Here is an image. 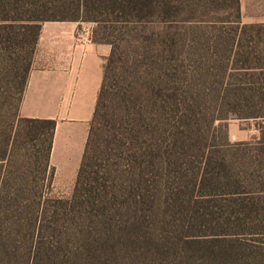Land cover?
Segmentation results:
<instances>
[{
	"label": "trees",
	"instance_id": "obj_1",
	"mask_svg": "<svg viewBox=\"0 0 264 264\" xmlns=\"http://www.w3.org/2000/svg\"><path fill=\"white\" fill-rule=\"evenodd\" d=\"M17 1L0 0V22L12 23L17 18L26 22L34 52L42 25L48 21L93 22L95 42L109 44L112 50L70 199L50 198L43 192L52 174L50 158L57 124L20 116L32 61L26 65L13 145L0 161L14 156V146L22 139L34 151L32 157L40 165L43 179L40 185L26 174L12 177L0 166V264H78L83 260L119 264L115 249L124 247H128L124 264H264V190H258L264 181L244 170L245 174L226 180L223 174L232 165L224 159L218 162V153L212 154V147L204 146L211 133L222 129L217 122L230 115L264 120V24H243L241 0H54L31 4L24 11L18 7L9 11L7 7ZM189 22L201 27V40L205 35L201 100L211 115L206 118V130L198 132V139L203 133L206 141H198L197 156L183 151L192 128L188 104L179 99L178 81L166 77L162 67L152 79L154 67L131 50L133 42L115 35L137 25L154 26L163 29L158 38L167 44L163 35L168 29ZM218 31L206 39L208 32ZM172 46L185 47L182 43ZM211 50L220 53L207 56ZM219 102L220 108L213 104ZM24 169L28 173L31 162ZM189 176L184 182L183 177ZM176 178L185 189L177 195L185 194L188 202L182 213L189 214L194 201L192 213L205 218L207 213L201 214V209L211 210L215 199L229 198L240 207L231 211V217L242 233L251 228L250 237L216 233L173 241L162 231L157 238V217L173 199ZM203 203L207 206H201ZM85 253L93 256L88 259Z\"/></svg>",
	"mask_w": 264,
	"mask_h": 264
},
{
	"label": "rangeland",
	"instance_id": "obj_2",
	"mask_svg": "<svg viewBox=\"0 0 264 264\" xmlns=\"http://www.w3.org/2000/svg\"><path fill=\"white\" fill-rule=\"evenodd\" d=\"M51 1L54 0H18L16 4L9 5L7 9L10 11L18 7L20 11H24L31 4ZM1 16L0 12V18ZM15 17H18V14ZM9 23L11 22H0V160H3L7 148L10 151L13 145L15 137L13 131L18 121L20 87L25 74V67L29 61L33 60L35 53L31 42L32 31L27 28V23L18 18L11 23L12 25H9ZM83 23L94 24V29L96 27L93 22ZM153 28L154 26H148L146 29L145 25H137L132 31L120 30L121 32H117L115 35L120 37L122 41L127 39L129 42H133L130 47L131 50L135 54L141 55L142 60H146V63L154 67L155 75H151L152 79H156L160 71L159 68L162 67L167 71L164 73L166 77L178 81L177 87L181 88L178 93L179 99L188 104L187 115L192 128L190 132L192 137L187 141L183 151L186 154H195L196 146L200 144L198 141H206L203 133L198 139V132L201 128L204 131L206 130V118L211 116L206 112L205 105L201 100V44L205 43V35L203 36L204 40H201V27L189 22L186 25L169 28L168 33L163 35L168 43L163 44L158 38L163 29ZM154 31L158 34H155ZM218 33L220 31L208 32L206 39L213 35L216 36ZM178 43H182L185 47L181 48L180 46L176 49L172 46V44L176 46ZM124 49H126L125 45ZM213 51L216 52L217 50H211L207 56H211ZM171 52L176 56H172ZM131 65L128 66L130 72L132 71ZM118 72L121 73L122 69H119ZM129 80L133 81L132 78H129ZM213 80H216V78H213ZM250 97H252L251 94ZM255 99L257 101L256 97ZM215 103L213 104L219 108L221 107L220 102ZM224 113L226 115V111ZM219 124H222V129H219L215 135L211 133L210 140L204 146L212 147L210 150L212 154L218 153L216 155V159H219L218 162L224 159L232 165V169L223 174V177L229 180V177H234V174H245L244 171H247L252 178L264 181V120L255 118L239 119L230 115L223 122L218 121L216 126ZM259 142H262L261 145H258ZM246 143H253V145L248 147L244 145ZM228 144L229 146H226ZM28 147L20 139L14 146V156L8 157V159L6 156V161H0V166L3 165L4 167L1 169L7 170L12 177L26 174V177L32 181L41 180V183L39 181L38 183L42 185L43 174L38 172L40 165L32 157L34 151L28 150ZM178 151L179 149L176 148L175 152ZM195 155L197 156V154ZM250 160L255 161L256 164L259 160L263 164L252 165ZM30 162L31 169L28 173H25L27 169H24V167H27V165L29 167ZM229 164H227L228 167H230ZM190 178V176L183 177V181L188 182ZM179 184L181 182L176 178L172 183L173 199L170 200V205H165L158 214L154 228L157 238H159L162 231L170 234L169 239L173 241L179 240V237L189 235L242 233L236 219L231 217V211L238 210L240 207L229 201V198L215 199L209 206L211 210L201 209V214L207 213L205 218H202V216L199 218L192 213L190 208L195 206L194 201L191 202L190 213H182L183 208H187L188 202L185 200V194L182 193L178 197L177 193L181 189L185 190L182 184L181 186ZM258 190L263 191L264 187H260ZM44 191L45 195L50 198L70 199L73 196L74 187L69 182L54 181L51 174V177L45 181ZM28 196H30L29 193H26L25 197ZM201 206L207 205L203 203ZM251 224L252 222L249 221V226H252ZM250 229L243 232L241 237H250L248 236ZM262 239H264V236ZM115 250L120 255L119 264H124V256L128 255V247H124L123 250L119 248ZM92 256L93 254L85 253V257L88 259ZM136 257L140 256L136 255ZM78 264H87V261L83 260Z\"/></svg>",
	"mask_w": 264,
	"mask_h": 264
},
{
	"label": "crops",
	"instance_id": "obj_3",
	"mask_svg": "<svg viewBox=\"0 0 264 264\" xmlns=\"http://www.w3.org/2000/svg\"><path fill=\"white\" fill-rule=\"evenodd\" d=\"M243 24H264V0H241ZM83 22L42 25L20 104L23 118L56 121L50 167L54 181L75 187L111 55L109 44L79 39Z\"/></svg>",
	"mask_w": 264,
	"mask_h": 264
},
{
	"label": "built area",
	"instance_id": "obj_4",
	"mask_svg": "<svg viewBox=\"0 0 264 264\" xmlns=\"http://www.w3.org/2000/svg\"><path fill=\"white\" fill-rule=\"evenodd\" d=\"M94 25V24H93ZM92 24H83L81 28V33L79 36V39L81 41H87L92 38V35L94 33V26Z\"/></svg>",
	"mask_w": 264,
	"mask_h": 264
}]
</instances>
